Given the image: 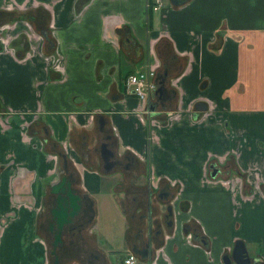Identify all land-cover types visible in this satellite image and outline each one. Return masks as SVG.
<instances>
[{
  "label": "crops",
  "instance_id": "obj_1",
  "mask_svg": "<svg viewBox=\"0 0 264 264\" xmlns=\"http://www.w3.org/2000/svg\"><path fill=\"white\" fill-rule=\"evenodd\" d=\"M153 4L0 0V264H222L236 239L264 264V0ZM153 64L172 95L143 105L123 81ZM104 140L135 195L103 182ZM63 156L93 221L53 244L40 211Z\"/></svg>",
  "mask_w": 264,
  "mask_h": 264
},
{
  "label": "flooded vegetation",
  "instance_id": "obj_2",
  "mask_svg": "<svg viewBox=\"0 0 264 264\" xmlns=\"http://www.w3.org/2000/svg\"><path fill=\"white\" fill-rule=\"evenodd\" d=\"M161 90L162 89L159 90L161 93V96L159 95L161 97L159 99V103L163 104L164 99H169L171 97L172 93H171V91H168L165 89H163L162 91ZM143 105H145V103ZM145 108H146V106H145ZM103 137L108 138V134L103 136ZM101 142H105V140L101 141ZM106 146H107V143H106ZM109 149L112 152V153H110V155L108 157V160L110 161L109 162L110 166L106 170V168L103 166V162H102L100 168L104 172H113V173L116 172V173H118L120 175L119 181H121L122 185H124L123 187L125 188L127 181L130 182L131 180H129L130 178L128 177V174L126 175V174H123L122 172H123L124 168L127 167L128 163L130 162L129 160H131V159H130V157H127V156H125L124 158L121 159V156L119 154L114 152L111 148H109ZM57 164H56V180L53 183H50L49 188H48L49 189V195H54V198L50 204L45 205V207L41 208V211H40L41 214H44L45 216H47L46 217V219H47L46 230H48L49 232L51 231V235L53 234L52 237L58 231V227L56 226V222H55V226H54V224L51 220V215H52L51 208L54 207L56 200H58V198H60L61 195H75L74 202H73V206H74L73 213H74V215L71 218L72 220L63 226V229L67 233L68 240H70V241H72L74 236H76L78 239L85 238V237L91 238V233H88L86 231V227L91 226L92 221H93L92 213H91L90 207L88 205V198L86 196V195H88V193H86L84 191H80V190L75 188L74 184L76 181V176L73 173V171L66 164V160L60 159V162L58 163V161H57ZM107 164H108V162L105 163V165H107ZM139 170H141V167L139 168ZM143 177H144V175H143ZM122 179H124V180H122ZM146 181H147V179L143 178L142 183L139 184L140 185L139 195H150L151 194L150 189L147 187ZM116 186H117L116 188H118L117 184H116ZM124 188L122 189L123 191H124ZM174 193H175V190L173 191V189L169 188L168 185L164 184V185L159 186L155 195H161L162 197L169 199V198H171L172 195H175ZM120 195H123V194H120ZM129 195H135V194H133V192H131ZM61 203H63V201H61ZM169 206H170V203H169ZM169 210H170V208H169ZM168 215H169V213H168V209L166 206V215H165L166 222H169V219H168L169 216ZM66 218H68V216H66ZM53 240H54V238H52L50 241L52 242ZM230 250H231V248H230ZM226 253H230V251L226 252ZM255 264H257V259H256Z\"/></svg>",
  "mask_w": 264,
  "mask_h": 264
},
{
  "label": "water",
  "instance_id": "obj_3",
  "mask_svg": "<svg viewBox=\"0 0 264 264\" xmlns=\"http://www.w3.org/2000/svg\"><path fill=\"white\" fill-rule=\"evenodd\" d=\"M176 2V0H172ZM178 1V0H177ZM161 87H157L156 91H159ZM196 110H203L205 108V103L202 101H197L195 103ZM112 153L110 149L106 146V142H100L99 144V154L103 162V166L106 168V170L110 166V161L108 160V157ZM63 160H65V157L63 156ZM108 162L107 165L105 163ZM209 175L214 176L217 172V168L214 166V164L209 165ZM264 190V189H263ZM74 197L75 195H61L58 200H56L54 207L51 208L52 215L55 219L56 226L58 227V231L54 234V242L53 244H56V242H60L61 240V233L64 231L63 226L70 222L72 219V216L74 215ZM63 201V203H61ZM170 206L167 205L168 213L170 214L171 211L169 210ZM68 216V218H66ZM53 252V249H52ZM222 264H249L250 263V257L246 251L245 245L242 240L236 239L233 241L230 253H224L222 255Z\"/></svg>",
  "mask_w": 264,
  "mask_h": 264
},
{
  "label": "built area",
  "instance_id": "obj_4",
  "mask_svg": "<svg viewBox=\"0 0 264 264\" xmlns=\"http://www.w3.org/2000/svg\"><path fill=\"white\" fill-rule=\"evenodd\" d=\"M158 3L159 0H154L152 8H157ZM155 68V64L146 65L143 69L129 72L123 81L124 93L135 96L143 104L146 103L150 93H152L157 87ZM122 264L140 263L132 252H128L122 257Z\"/></svg>",
  "mask_w": 264,
  "mask_h": 264
},
{
  "label": "rangeland",
  "instance_id": "obj_5",
  "mask_svg": "<svg viewBox=\"0 0 264 264\" xmlns=\"http://www.w3.org/2000/svg\"><path fill=\"white\" fill-rule=\"evenodd\" d=\"M112 173L113 172H111V173H107L106 175L104 174V177H103V182H105L106 180H107V176L108 175H111V176H113L114 177V174L112 175ZM117 176V175H116ZM115 176V177H116ZM126 178V177H125ZM122 180H124V179H122ZM104 185V184H103ZM102 185V186H103ZM117 187V186H116ZM132 187H129L128 186V184H126V186H125V189H124V191L122 192V194L123 195H129L131 192H132V189H131ZM95 195H111V194H107V192L104 190V188L102 189V191H101V193H97V194H95ZM250 250H252V247H249L248 248V251H249V253H251V251Z\"/></svg>",
  "mask_w": 264,
  "mask_h": 264
}]
</instances>
